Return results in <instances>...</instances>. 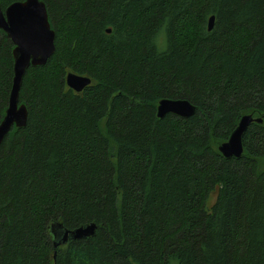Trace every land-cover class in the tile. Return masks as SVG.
<instances>
[{"label": "trees", "instance_id": "1", "mask_svg": "<svg viewBox=\"0 0 264 264\" xmlns=\"http://www.w3.org/2000/svg\"><path fill=\"white\" fill-rule=\"evenodd\" d=\"M43 1L56 49L0 145V264H264V0ZM13 47L1 30L0 123ZM162 98L196 113L160 118ZM246 114L262 122L226 157ZM53 222L97 228L55 248Z\"/></svg>", "mask_w": 264, "mask_h": 264}, {"label": "water", "instance_id": "2", "mask_svg": "<svg viewBox=\"0 0 264 264\" xmlns=\"http://www.w3.org/2000/svg\"><path fill=\"white\" fill-rule=\"evenodd\" d=\"M214 16L209 19V30L214 27ZM1 30L11 38L14 44V78L9 105L0 123V145L14 128H22L27 125L28 107L19 99L27 70L31 65H45L56 49V33L52 28L47 5L43 0L15 1L6 9H3L0 4ZM108 32H111V28L108 29ZM65 81L70 88L80 92L91 84L92 79L88 75L69 71ZM169 113L189 118L196 113V106L187 99L162 98L157 107V114L163 118ZM252 122H262V118L254 117L253 114L241 117L230 138L219 145V151L224 156L240 157L243 155V135ZM96 228L95 223L69 229L61 223L53 222L50 228L53 245L57 248L65 245L68 241L89 238L95 234Z\"/></svg>", "mask_w": 264, "mask_h": 264}, {"label": "rangeland", "instance_id": "3", "mask_svg": "<svg viewBox=\"0 0 264 264\" xmlns=\"http://www.w3.org/2000/svg\"><path fill=\"white\" fill-rule=\"evenodd\" d=\"M164 36H165V34H164ZM161 38H162V40L164 39L163 37H161ZM162 40H161L160 42H163ZM158 44H159V43H158ZM158 46H159V49H160V50H164V49H165V46H166V45H165V41H164L163 44L161 43V44H159Z\"/></svg>", "mask_w": 264, "mask_h": 264}, {"label": "bare ground", "instance_id": "4", "mask_svg": "<svg viewBox=\"0 0 264 264\" xmlns=\"http://www.w3.org/2000/svg\"><path fill=\"white\" fill-rule=\"evenodd\" d=\"M4 141V140H3Z\"/></svg>", "mask_w": 264, "mask_h": 264}]
</instances>
